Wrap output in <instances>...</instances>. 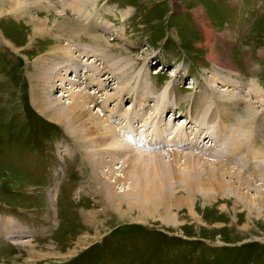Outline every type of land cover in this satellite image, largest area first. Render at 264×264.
Wrapping results in <instances>:
<instances>
[{"label":"rangeland","instance_id":"obj_1","mask_svg":"<svg viewBox=\"0 0 264 264\" xmlns=\"http://www.w3.org/2000/svg\"><path fill=\"white\" fill-rule=\"evenodd\" d=\"M58 1L32 2L52 7L50 19L65 15L74 20L68 9L75 0ZM91 6L83 7L95 19L80 17L82 26L75 23L73 35L47 27L46 35L31 36L28 26L46 18L40 8H25V16L0 13V215L6 217L0 218V233L10 239L0 243V264H264V184L256 174L260 162L250 153L264 145V126L256 123H264V0H97L94 10ZM100 24L105 31L97 33ZM90 30L99 40L91 39ZM86 58L90 67L80 76L84 82L90 76V82L69 91L89 94L91 107L84 113L67 111L64 117L69 100L60 97V84L52 89L53 84ZM250 81L263 91L248 86ZM136 87L147 95L148 113L154 114L145 119L146 131L156 124L172 132L165 116L155 114L161 94L167 102V94L175 103L178 97L190 101L189 126L198 108L197 121L204 116L210 122L207 127L193 122L195 134L186 135L187 148L142 152L124 144L114 119L134 125V118L121 111L108 118L107 108L98 107L118 99L121 110L125 94L123 108L134 109L142 102L132 93ZM224 89L241 96L239 114L227 116L217 109L213 93ZM34 90L47 100L45 115L31 102ZM247 103L258 113L244 124L239 116ZM173 107L168 102L164 113H175L174 125L186 123L188 102ZM220 121L227 123L223 131L231 127L226 135L217 129ZM208 127L212 135L219 134V152L206 142L209 137L197 142ZM236 137L238 150L232 145ZM207 145L210 156L199 148ZM172 158L179 164L169 161L168 168L166 159ZM184 158H192L191 169H185ZM121 163L128 175L134 170V182L142 189H126L125 181L112 176L106 181L111 197L104 200L94 175ZM237 171L248 180L231 177ZM226 181L230 188L216 185ZM30 219L36 237L25 236L21 228ZM57 223L60 232L45 237Z\"/></svg>","mask_w":264,"mask_h":264},{"label":"bare ground","instance_id":"obj_2","mask_svg":"<svg viewBox=\"0 0 264 264\" xmlns=\"http://www.w3.org/2000/svg\"><path fill=\"white\" fill-rule=\"evenodd\" d=\"M33 0H13V4L12 3H5L3 0H1L0 2L1 3H4V4H2L0 7V13L1 14H8V12H10V13H17V15H21V16H25V15H27V10L26 11H24L25 10V8L26 9H28V8H40V9H43L44 11H46V18H45V20H44V22H42V23H38V21L37 20H34V22H33V24H31L30 26H28L29 27V29H30V32H31V36H34V35H40V34H42V35H46L47 33H49L48 31V28H51L52 30H50V32L51 31H55V32H58L57 34H59V32L60 31H62V32H66V33H70V34H72L73 35V32H74V29H75V23H77L78 25H80V26H82V24H81V22L82 21H79L78 22V20H79V18L80 17H84L86 20H88V22L89 21H91V19L93 18L92 17V13L91 12H88V11H85V9L86 8H84L83 6L84 5H86V4H88V3H90L91 2V4L93 5V6H91V9L92 10H94L93 8H95V4H96V1L97 0H75L74 1V5L73 6H70V8L68 9V10H70L72 13H74L75 14V16H76V18H74V20H69V18H65V15L64 16H62V15H60V16H57V17H59L58 19H50L51 17H52V14H50V11L53 13V14H55L54 13V11L52 10V7H45L46 5L44 4V3H36V2H32ZM65 1V0H64ZM73 1V0H72ZM39 2V1H38ZM79 5H82V7L81 8H79ZM7 7V8H6ZM67 7V6H66ZM5 8V9H4ZM79 8V9H78ZM8 9H10V10H8ZM49 9V10H48ZM81 9V10H80ZM29 14V13H28ZM73 15V14H72ZM81 15V16H80ZM123 15H125V14H123ZM28 17V16H27ZM49 17V18H48ZM72 18V17H71ZM93 19H95V17L93 18ZM32 21V20H31ZM49 21H51V26H48L47 25V23L49 22ZM77 21V22H76ZM96 23H98L99 24V22H96ZM40 24V25H39ZM50 24V23H49ZM34 25H38V26H36V27H31V26H34ZM93 26V25H92ZM96 26V25H95ZM48 27V28H47ZM79 28V27H78ZM87 30H89V29H87ZM90 31H92V30H90ZM92 33L93 34H91L92 35V38L91 39H95V38H97L98 40H99V38L97 37V35H96V33H94V31H92ZM224 35V34H223ZM228 35V34H227ZM89 36V35H88ZM91 37V36H90ZM222 37V36H221ZM45 38V37H44ZM209 56H210V58L212 59V60H215L216 59V61H219V63H217L218 65H221V63H220V60L218 59V57L215 55V54H213L212 52H210L209 53ZM209 58V59H210ZM82 60H84V61H82L83 63L82 64H77V66H73L70 70H69V74H68V76L66 77V76H58V77H56L57 79H60V78H62V80L64 81V82H66V85H64L63 84V82H62V80H59V81H57L58 83H55V84H53V87H52V89L56 86V85H58V84H60V88H61V91H60V97H66V98H68V100H69V102L67 103V105H68V107H66V108H68V109H64L63 111H64V115H62V116H64V117H66V116H68L69 117V115H68V112L67 111H71L72 113L74 112V111H76V112H83V111H88L89 109H90V107H91V105H89V100H90V97L86 94V92H84V91H81V90H76V91H69V90H71L72 89V87H74V86H81L80 88H82L83 87V81H82V79H81V73L86 69V67H90V65H89V63H88V59L86 58V59H82ZM87 61V62H86ZM86 63V64H85ZM67 64V63H66ZM65 64V65H66ZM83 64H85V65H83ZM76 65V64H75ZM62 66H64V64L62 65ZM221 68H223L222 66H220ZM81 69V71H79ZM223 69H225V68H223ZM60 77V78H59ZM113 77V76H112ZM109 78V77H108ZM211 78V77H210ZM118 79V78H117ZM211 81H212V83H215L216 84V78H211ZM106 83H110V81H107ZM52 86V85H51ZM72 86V87H71ZM251 87L253 88V89H255V90H257V91H263L262 89H261V87H259L256 83H251ZM51 88V87H50ZM79 88V89H80ZM92 88V87H91ZM93 89V88H92ZM31 90V89H30ZM96 90V89H95ZM101 90V89H100ZM32 91V90H31ZM219 92V94L217 93V90H216V92L215 93H213V95H214V97H216V98H218L219 99V102H218V108L217 109H219L223 114H226L227 115V113H230V114H232V113H234V114H237L238 113V102H239V100H241V96L238 94V96L236 95V94H234V93H224L225 91H227V89H224V90H218ZM43 92V91H42ZM98 92V91H97ZM97 92L96 91H92V92H89L90 93V95L93 93V94H97ZM44 93V92H43ZM224 93V94H223ZM263 93V92H262ZM261 93V94H262ZM257 94V93H256ZM32 96V99H31V102L33 103V105L35 106V108H36V111L39 113V114H42V115H45V109H47V104H46V101L47 100H43V95L44 94H42V93H40L39 91H35L34 90V92H33V94H31ZM263 95H264V93H263ZM245 96H247V95H245ZM60 97H59V99H57V100H55L54 102H56V104H58L59 103V101H60ZM93 97V96H92ZM91 97V98H92ZM100 97V96H99ZM251 98V97H250ZM45 99H48V97H46ZM179 99H181V97H178V100ZM184 99V98H183ZM94 101V100H93ZM60 104V103H59ZM195 104H197V103H195ZM201 105V104H200ZM64 107V106H63ZM198 108V107H197ZM199 109V108H198ZM198 109H193V113L195 114V116H193L192 117V120H193V122L194 123H197L198 121V119H197V113L199 112V110ZM101 111V110H100ZM75 112V113H76ZM89 112V111H88ZM84 113V112H83ZM258 112H257V110L254 108V106H251V105H249L248 103L246 104V106H245V110H242L241 109V114H240V116H239V119L240 118H242L243 119V121L245 120V122H247L248 120H252V119H255L254 118V116L257 114ZM213 114V113H212ZM239 114V113H238ZM75 116V115H74ZM98 117H101L100 115H97ZM221 116V115H220ZM219 116V117H220ZM228 116V115H227ZM256 117V116H255ZM49 118V117H48ZM230 118V117H229ZM236 119V118H235ZM239 119H238V122H239ZM211 120V119H210ZM221 120V119H220ZM230 120H231V118H230ZM262 119H259L256 123L257 124H260L261 126H264V123L261 121ZM254 122V121H253ZM220 123H221V125H223L224 127H226V125H227V123L225 122V121H220ZM239 123H242V122H239ZM255 123V122H254ZM254 123H252V122H250V124H252L253 126H254ZM180 124H183V122H181ZM100 125V124H99ZM97 126H98V124H97ZM111 127V126H110ZM100 128V127H99ZM240 128V127H239ZM250 128V127H249ZM185 129V128H184ZM237 129V128H236ZM247 129V128H246ZM240 130V129H239ZM242 130V129H241ZM241 130L239 131L240 133H241ZM110 131V130H109ZM239 132H238V134H239ZM243 132H245V131H243ZM110 133H112V132H110ZM175 135V134H174ZM173 135V136H174ZM248 135V134H247ZM240 137V136H239ZM115 138H116V136H115ZM237 138V139H236ZM235 138V140H234V142L232 143V145H237V150H238V137H236ZM264 143V142H263ZM262 143H260V145H261ZM117 145V144H116ZM119 146V145H118ZM126 147V146H125ZM234 147V146H233ZM232 147V148H233ZM261 147H262V149H260L259 147V149L261 150L260 152L256 149V150H253V152H252V150H250V153L253 155L252 157L256 160V161H259L260 163H259V169H260V171H259V173H257L256 172V174L261 178L260 179V181L264 184V145H261ZM231 148V149H232ZM235 149V150H236ZM251 149V148H250ZM232 151H233V149H232ZM140 153V152H139ZM168 154V153H166L165 151H163V154ZM231 153V152H230ZM154 154H156V152H154ZM158 154H161L162 155V151H158ZM227 154H229V153H227ZM156 156V155H155ZM229 156V155H228ZM183 158V157H182ZM185 159V161L187 162V167H185V169L186 168H188V170L189 169H191V167H192V165L191 164H193V163H191L190 161H191V159L192 158H184ZM228 159V158H227ZM230 159V158H229ZM228 159V160H229ZM232 159V158H231ZM166 160H168V168H171V166L172 165H169L171 162H175V163H177V164H179V161H176L177 160V158H172V159H166ZM169 161H170V163H169ZM219 161H221L220 159H219ZM123 162V161H122ZM223 162V161H222ZM166 163V162H165ZM118 166V167H116V168H106V169H109V170H103L102 171V169L103 168H100V170L97 172V173H95V180L99 183V188H100V190H102L103 191V198H104V200L106 199H108L109 197H111L110 195H109V193H108V189H109V183L108 182H106L108 179H110V178H112V176H114V177H116L117 178V180H118V178H119V182L118 183H120L121 181H125V182H123V184H121V185H123V186H125V188L126 189H131V190H133V186H134V190H136V187L138 186V189H139V191H141V189H142V186H139L138 184H135V182L137 181V179L134 177V173L132 172V171H134V170H129V172L132 174V175H128L129 173L127 172V168L123 165V163H121L120 165H118V164H115V166ZM222 165H224V164H222ZM228 164H226V166H227ZM233 165V164H232ZM218 166V165H217ZM109 167V166H108ZM193 167H195V166H193ZM228 167H229V165H228ZM126 168V169H125ZM220 168V167H219ZM218 168V169H219ZM113 169V170H112ZM193 169V168H192ZM221 169V168H220ZM97 170V169H96ZM111 170L112 171H114L116 174H118V176H116V174H114L113 172H111ZM222 170V169H221ZM219 171V170H218ZM225 171V170H224ZM223 171V172H224ZM228 171V170H227ZM230 171H231V169H230ZM96 172V171H95ZM168 172V171H167ZM175 172L176 173H178L179 174V171H177V170H175ZM222 172V173H223ZM226 172V171H225ZM169 173V172H168ZM215 173V172H214ZM221 173V172H220ZM235 172H233V174H234ZM237 173V174H236ZM235 173V175H231V177H235L236 178V180H239V179H237L238 177H242V178H244V179H246V180H248L246 177H244V176H241V175H239L238 174V171ZM171 174H174V173H170V175ZM225 174V173H224ZM227 174V173H226ZM225 174V175H226ZM231 174V173H230ZM105 175H109V176H105ZM168 175V174H167ZM174 175H176V174H174ZM93 176V177H94ZM229 176V174L227 175V177ZM170 177V176H169ZM106 179V180H105ZM135 179V180H134ZM169 179V178H168ZM95 181V182H96ZM135 181V182H134ZM227 181H229V180H227ZM221 182L222 184H219L218 182H217V186H218V188L219 189H222V186L223 185H225L226 187H231L230 186V184L228 183V182ZM122 183V182H121ZM133 183V184H132ZM262 185V184H261ZM146 186V185H145ZM148 186V185H147ZM150 186H151V184H150ZM104 187V188H103ZM150 188V187H149ZM147 189V187H144L143 186V191H145ZM262 189V188H261ZM130 191V190H129ZM128 191V192H129ZM150 191V190H149ZM148 193V192H147ZM99 194H100V192H99ZM101 196V195H100ZM105 202V201H104ZM28 245V244H27ZM26 245V246H27Z\"/></svg>","mask_w":264,"mask_h":264}]
</instances>
